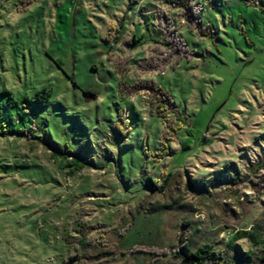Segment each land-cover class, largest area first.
<instances>
[{
    "label": "rangeland",
    "instance_id": "374dc122",
    "mask_svg": "<svg viewBox=\"0 0 264 264\" xmlns=\"http://www.w3.org/2000/svg\"><path fill=\"white\" fill-rule=\"evenodd\" d=\"M244 229L264 0H0V264H181Z\"/></svg>",
    "mask_w": 264,
    "mask_h": 264
},
{
    "label": "trees",
    "instance_id": "16d2710c",
    "mask_svg": "<svg viewBox=\"0 0 264 264\" xmlns=\"http://www.w3.org/2000/svg\"><path fill=\"white\" fill-rule=\"evenodd\" d=\"M177 7L185 10L188 5L185 2H180ZM195 15H192L191 18L198 17V13ZM199 24L200 21H198ZM35 98L38 104H47L49 101V95L45 93H39ZM241 240H248L254 246H264V236L260 232L255 229L253 232L252 229H244L233 233L224 250H217L213 244H204L195 252H187L181 249L175 257L180 260L181 264H248L253 261V254L237 251L236 243ZM259 260L260 263L264 264V253Z\"/></svg>",
    "mask_w": 264,
    "mask_h": 264
}]
</instances>
